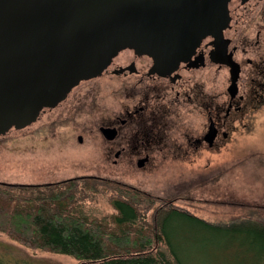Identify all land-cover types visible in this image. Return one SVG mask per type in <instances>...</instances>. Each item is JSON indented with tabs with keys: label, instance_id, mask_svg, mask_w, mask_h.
<instances>
[{
	"label": "flooded vegetation",
	"instance_id": "1",
	"mask_svg": "<svg viewBox=\"0 0 264 264\" xmlns=\"http://www.w3.org/2000/svg\"><path fill=\"white\" fill-rule=\"evenodd\" d=\"M133 63L131 70L111 64L41 115L57 109L62 113L77 88L106 78L112 103L102 106L106 114L98 132L101 153L115 170L145 172L157 160L236 150L239 132H251L256 115L264 110V0H230L228 13L210 21L208 35L188 49L176 68L158 70L149 52Z\"/></svg>",
	"mask_w": 264,
	"mask_h": 264
},
{
	"label": "water",
	"instance_id": "2",
	"mask_svg": "<svg viewBox=\"0 0 264 264\" xmlns=\"http://www.w3.org/2000/svg\"><path fill=\"white\" fill-rule=\"evenodd\" d=\"M230 0H0V135L34 124L111 64L176 68Z\"/></svg>",
	"mask_w": 264,
	"mask_h": 264
},
{
	"label": "rangeland",
	"instance_id": "3",
	"mask_svg": "<svg viewBox=\"0 0 264 264\" xmlns=\"http://www.w3.org/2000/svg\"><path fill=\"white\" fill-rule=\"evenodd\" d=\"M106 80L85 82L65 102L62 113L60 109L48 111L29 128L0 137V181L41 185L93 176L117 179L212 223L264 219V110L256 115L251 132H239L236 150L187 160H157L145 172L121 173L123 169L115 170L101 153L98 124L106 114L102 106L112 103ZM112 196L113 192L102 190L89 198L87 212L113 213ZM0 264L80 263L69 256L24 247L0 232Z\"/></svg>",
	"mask_w": 264,
	"mask_h": 264
},
{
	"label": "trees",
	"instance_id": "4",
	"mask_svg": "<svg viewBox=\"0 0 264 264\" xmlns=\"http://www.w3.org/2000/svg\"><path fill=\"white\" fill-rule=\"evenodd\" d=\"M113 192L111 214L86 210ZM98 177L15 186L0 183V232L30 249L80 264H264V219L212 223Z\"/></svg>",
	"mask_w": 264,
	"mask_h": 264
}]
</instances>
